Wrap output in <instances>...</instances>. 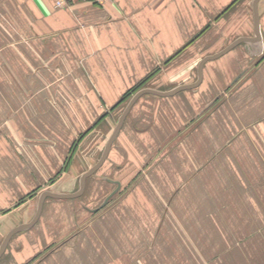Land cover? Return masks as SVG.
Masks as SVG:
<instances>
[{
    "label": "crops",
    "instance_id": "1",
    "mask_svg": "<svg viewBox=\"0 0 264 264\" xmlns=\"http://www.w3.org/2000/svg\"><path fill=\"white\" fill-rule=\"evenodd\" d=\"M257 14L261 41L198 86L139 96L82 194L46 197L0 264H264V0ZM239 37L253 0H0V245L42 192L79 189L126 93L193 83Z\"/></svg>",
    "mask_w": 264,
    "mask_h": 264
},
{
    "label": "water",
    "instance_id": "2",
    "mask_svg": "<svg viewBox=\"0 0 264 264\" xmlns=\"http://www.w3.org/2000/svg\"><path fill=\"white\" fill-rule=\"evenodd\" d=\"M259 0H253V18H254V37L253 38H248V37H239L237 39H235L234 41H232L229 45H227L225 48H223L222 50H220L219 52L212 54V55H207L205 57H203L200 62L198 63L197 66V79L190 84H183V85H179L177 87H175L174 89L170 90V91H157V90H153V89H141L139 91H137L130 99V101L128 102V104L126 105L125 109L123 110V112L121 113L117 124L114 127L113 132L111 133L110 137L107 140V143L105 144V147L103 149V152L100 156V158L98 159V161L90 168L88 169V171H86L85 173H83L80 177V183H79V189L74 192V193H53V192H49V191H44L41 193L40 197H39V201H38V207H37V211L36 214L34 216V218L32 219V221L28 224L25 225H20L14 229H12L3 239L1 245H0V255L2 254V252L5 250V247L9 241V239L11 238V236L13 234H15L18 231H21L23 229L29 228L31 227L38 219L41 209H42V204L43 201L46 197H53V198H57V199H62V198H74L77 196H80L83 192L84 189V184H85V179L92 175L105 161L106 156L109 152L110 146L114 140V138L117 136L122 123L124 121L125 116L127 115L129 109L131 108V106L133 105V103L137 100V98L139 96H141L142 94L145 93H151V94H155L158 96H170L175 94L176 92H179L181 90H185V89H190V88H194L196 86H198L201 81H202V69H203V65L209 61V60H214L220 56H222L223 54H225L227 51H229L230 49H232L233 47H235L236 45L240 44L241 42H249L251 44H258L261 41V35H260V30H259V18H258V14H257V2Z\"/></svg>",
    "mask_w": 264,
    "mask_h": 264
},
{
    "label": "built area",
    "instance_id": "3",
    "mask_svg": "<svg viewBox=\"0 0 264 264\" xmlns=\"http://www.w3.org/2000/svg\"><path fill=\"white\" fill-rule=\"evenodd\" d=\"M71 1L72 0H52L55 8H63L65 6H67ZM76 1L92 2V3H96V4H104V3H108L112 0H76Z\"/></svg>",
    "mask_w": 264,
    "mask_h": 264
},
{
    "label": "rangeland",
    "instance_id": "4",
    "mask_svg": "<svg viewBox=\"0 0 264 264\" xmlns=\"http://www.w3.org/2000/svg\"><path fill=\"white\" fill-rule=\"evenodd\" d=\"M194 79H196V75H195ZM137 91H139V90H136V92H137ZM134 93H135V92H134ZM134 93H131V94H130V96H129L128 99H127L128 101H130L129 98H130L131 96H133ZM127 100H126V101H127ZM127 104H128V103H127ZM124 105H125V104H123L122 107L120 108V110L118 111V115H117V117H119V116L121 115V113L123 112V110H124L123 106H124ZM116 120H118V118H117ZM114 127H115V126L113 125L112 127L108 128V129H109L110 131H111V130L113 131ZM110 131H109V132H110ZM112 131H111V132H112ZM82 137H83V135H82ZM82 137H81V138H82ZM96 160L98 161L97 158L94 159V161H96ZM92 163H93V162H92ZM95 163H96V162H95ZM34 193H36V192H34ZM2 238H3V237H2L1 234H0V242H1Z\"/></svg>",
    "mask_w": 264,
    "mask_h": 264
},
{
    "label": "trees",
    "instance_id": "5",
    "mask_svg": "<svg viewBox=\"0 0 264 264\" xmlns=\"http://www.w3.org/2000/svg\"><path fill=\"white\" fill-rule=\"evenodd\" d=\"M143 83L141 84H138L134 89H132L131 92H128L126 93L124 96H123V99L120 101V103L126 101L128 99V97L130 96L131 93H134L136 90H138L141 86H142Z\"/></svg>",
    "mask_w": 264,
    "mask_h": 264
}]
</instances>
